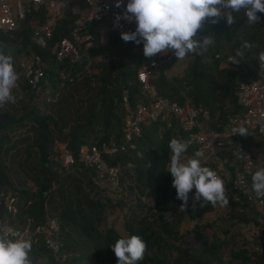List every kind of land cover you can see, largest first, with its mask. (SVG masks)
Segmentation results:
<instances>
[{"label": "trees", "instance_id": "obj_1", "mask_svg": "<svg viewBox=\"0 0 264 264\" xmlns=\"http://www.w3.org/2000/svg\"><path fill=\"white\" fill-rule=\"evenodd\" d=\"M258 15L261 20L257 25L247 24L243 11L234 13L236 23L231 26L223 20L215 25L206 22L198 35L211 36L214 43L203 55L186 56L184 59L188 63L182 75H164L174 60L166 65V59H163L152 70L149 84L157 96L179 106L187 103L190 107L206 109L209 129L225 125L228 118L238 114L233 97L237 84L253 79L260 67L259 53L264 52V13ZM76 17L71 8H67L62 18L54 22L52 39L44 49L30 42L29 24L47 22L39 9L26 8L25 18L17 29L0 33V52L13 59L20 54L38 55L46 64L44 78L37 90L20 84L12 94L16 98L22 97L21 105L7 103L0 108V116H5V122L0 121V193L8 187L13 191L9 196L15 198V213L6 217L7 225L21 229L28 220L33 227L51 218L57 220L60 250L53 255L40 241L32 243L31 264L40 261L45 264H117L110 246L118 239L132 235L140 236L147 244L144 259L137 264H224L220 251L226 247L227 240L222 239L218 244L210 242L202 234V227L194 228L189 232V239H184L176 231L179 219L170 221L171 213H176L173 205L182 201L176 199L173 178L166 168L170 152L168 144L173 138L187 141L174 123L164 131L160 129L164 126L158 124L145 126L140 137L126 145L123 151L105 157L108 166L118 169L119 193L98 188L92 182L93 173L89 170L76 166L66 171L59 169L53 148L55 143L76 156L81 147L96 146L111 138L119 141L124 116L135 104L145 103L135 80L136 71L145 63V57L131 55V47L137 44L124 42L111 31L105 35L108 38L105 44L101 45L100 30L92 23L86 25L84 32L91 35L92 47L81 48L79 59L72 65L54 61L53 46L58 39L67 36ZM244 41L254 46L245 51L239 65H232L228 57L234 56ZM122 58L131 59V63L122 64ZM59 71L69 72L73 82L59 87L56 80ZM56 90H59L57 101L54 104L44 102L41 111L34 101L39 95L43 98L45 91ZM79 90L85 95L83 99H75ZM123 91L128 95L126 107L120 101ZM21 129L27 130L28 134L20 135ZM255 138L258 137L249 132L246 137L232 139L227 142L228 154L218 156L231 157L236 148L254 143ZM195 151V146L190 144L185 154ZM2 159H8V165ZM19 172L30 182L31 191L19 177ZM10 176L16 180L18 188L13 187ZM190 193L194 196L195 189ZM125 195L132 196L134 203L127 205ZM120 204L130 207L123 213V234L112 227L100 229L105 214ZM196 205L193 219L214 208L211 203H204L203 208L199 202ZM229 205L240 212V216H236L238 224L252 222L258 225L255 218L248 219L251 213H256L254 205L241 197L238 203L230 197ZM261 235H264V229ZM191 241L199 247L191 246ZM229 258L228 262L239 260V264H264V252L253 262L232 253Z\"/></svg>", "mask_w": 264, "mask_h": 264}, {"label": "built area", "instance_id": "obj_2", "mask_svg": "<svg viewBox=\"0 0 264 264\" xmlns=\"http://www.w3.org/2000/svg\"><path fill=\"white\" fill-rule=\"evenodd\" d=\"M115 3L116 0H0V33L17 29L25 18L26 8L39 9L47 18V22L42 25H37L36 22L29 24L30 42L35 47L44 49L52 39L54 22L62 18L67 8H71L72 14L77 17L67 36L55 42L51 54L55 62L66 61L72 65L79 59L81 48L90 49L92 47L91 35L84 32L86 25L92 23L100 31L109 30L118 37H121V32L135 31V22L115 20L117 14H123L128 0H123V5L119 9L115 7ZM114 24L117 26L114 27ZM140 45V52L143 54V44ZM162 58L159 54L152 58H145V63L136 71L135 80L144 96L145 103L135 104L132 110L124 116L119 141L111 138L96 146L81 147L76 156L59 146L54 151L60 170L66 171L71 166L89 170L93 173L91 180L95 185L104 184L119 193L118 169L108 166L105 157L123 151L126 145L140 137L142 128L145 126L158 124L164 126L160 128L164 131L171 123H174L186 140H191L196 150L203 148L209 153L219 152V155L228 154L227 142L240 137L238 134L233 135L232 129L235 127L243 126L256 137L264 138V131L261 130V124L264 123V69L259 67L253 79L237 84L233 97L238 114L228 118L222 127L209 129L206 126L209 118L206 109L190 107L187 103L179 106L165 98L158 97L154 88L149 84L152 70L160 65ZM45 69L46 64L38 55H22L14 67L18 79L12 90L17 89L20 84H24L31 90H37V86L44 78ZM56 80L59 87H62L70 85L73 77L69 72L59 71L56 74ZM43 95L45 103L54 104L58 99L59 90L52 93L45 91ZM120 101L123 106H128L126 91L122 92ZM253 168V159L249 150L238 147L231 157H215L210 169L215 171L218 177L224 171L228 172L231 177L230 194L233 202L238 203L241 197L257 209H263L264 197L258 199L252 191ZM14 203V197L0 196V235L7 233L9 238H24L32 243L40 241L48 252L56 255L61 247L57 237L59 232L57 220L51 218L34 227L28 220L21 229L13 228L7 225L6 217L14 215ZM13 233H18L19 236H13ZM249 241L255 251L259 245L264 244V238L261 237L250 238Z\"/></svg>", "mask_w": 264, "mask_h": 264}, {"label": "clouds", "instance_id": "obj_3", "mask_svg": "<svg viewBox=\"0 0 264 264\" xmlns=\"http://www.w3.org/2000/svg\"><path fill=\"white\" fill-rule=\"evenodd\" d=\"M123 0H116L115 7L121 8ZM243 15L247 24L257 25L264 13V0H128L123 14H117L115 20L121 19L136 23L135 31L121 32L124 42L143 44V55L152 58L160 53H173L177 60H183L189 54L203 55L214 43L211 36H199L206 22L211 25L221 20L227 26L236 23L235 14ZM117 25L114 24V27ZM254 45L244 41L234 56H229L232 65H239L244 59L245 51ZM259 63L264 69V52L259 53ZM18 76L13 67V58L0 52V106L5 103H16L12 94ZM264 131V123L261 124ZM233 135L246 137L247 128L240 126L232 129ZM191 140H170L168 148L170 156L166 165L167 172L172 176V187L176 190V199L182 201L180 211L186 210L189 193L195 189L194 202L211 203L213 207L229 206L224 181L208 167L201 166V158H205L203 148L194 152V157L185 163L186 153ZM132 167V165H129ZM252 191L256 198L264 197V168L256 170L252 176ZM167 213H165V218ZM18 237V233H13ZM111 250L117 258V264H137L142 261L147 250L146 242L137 235L118 239ZM32 242L24 238H9L5 233L0 235V264H31L29 253Z\"/></svg>", "mask_w": 264, "mask_h": 264}, {"label": "rangeland", "instance_id": "obj_4", "mask_svg": "<svg viewBox=\"0 0 264 264\" xmlns=\"http://www.w3.org/2000/svg\"><path fill=\"white\" fill-rule=\"evenodd\" d=\"M109 32V30H104L100 31V44L103 45L107 41V37L105 38V35ZM140 47L141 45H136L135 47H131V55H143L140 52ZM23 55V54H22ZM21 54L16 56L13 59V66L16 64L17 60L22 56ZM161 57H166L168 56L166 60V65L171 63L173 60L174 62L170 66L168 70L164 72V75L167 77L171 76H180L182 75L183 71L185 70L188 61L186 59L183 60H177L175 55L173 53H160L159 54ZM116 58V57H115ZM95 61H99L98 58H95ZM116 61V59H115ZM122 64L126 63H131V59H126L122 58L121 60ZM224 66V64L222 65ZM86 71H89L88 68H86ZM95 71L93 70L92 73ZM88 75V72H86ZM64 93L63 95H65ZM85 97L83 91H78L75 94V99H83ZM22 101V97L17 98V102L14 103L16 106H20ZM34 103L43 111V104H44V96L43 98L41 95H39L38 99L34 101ZM19 111V108H16ZM0 109V113H1ZM0 121L3 123L5 122V116L1 115L0 116ZM67 128L65 129V131ZM28 134L27 130H22L20 131V135H25ZM257 143V144H255ZM58 143H55L53 145L54 150L59 147ZM244 148H247L252 156L253 159V171H256L261 168V165L264 163V138H255L254 143H247ZM219 152L216 153H209L205 151V158H201V166L202 167H208L211 168L215 157H219ZM170 156V152H169ZM195 158L194 154H184L183 155V160L186 163L188 159ZM3 160V159H2ZM1 160V161H2ZM5 165H8V159L3 160ZM167 168V167H166ZM19 170V169H16ZM73 171H71L72 173ZM19 177L21 179L25 180V185L26 188L30 189V182L20 174L19 172ZM225 184V190H226V196L230 200L231 194H230V182H231V177L228 174L227 171H224L220 177ZM13 184L14 188H18V185L16 184V180L10 176L9 178ZM98 188L107 190L108 188L104 184H99ZM13 191L11 188L5 187L0 195L7 196V195H12ZM111 195L113 196L114 193L111 192ZM15 196V195H14ZM126 198L128 199L126 201L127 205H131L134 203V199L132 196L125 195ZM16 197V196H15ZM193 195L189 193V201H188V206L185 211L181 212L180 211V206L182 202H179L177 204H174V210L176 213H171V222L179 219V223L176 224V231L185 237L184 239H189L190 235L189 232L192 231L194 228H201V232L203 235H206L209 238V241L215 242L218 244L219 241L222 239L227 240V245L226 247H222L220 254L222 255V261L224 264H239V260H233L228 262L230 260L229 258V253H232L234 255H238L239 257H244L247 258L250 262L256 261L261 258L264 252V244L259 245L257 250H253V245H251V242L249 241L250 238H264V235H261L262 229H264V208L263 209H257L256 213H251L248 216V219L250 218H255L257 221L258 225H254L252 222L249 224H238L236 222V216H240V212L236 208H231V206L227 207H220L217 205L216 207L213 208V211L207 214H202L199 216L197 219H193V212L197 209L196 202L193 200ZM17 198V197H16ZM122 199H124V196H122ZM121 201V200H120ZM126 210H130V207H123V204H120L119 206H114L113 208H110V211L107 212L104 216V222L99 225L100 229H104L105 227H112L116 232L123 234V213ZM242 215V214H241ZM5 220V217H3ZM6 222L8 223V219L6 218ZM190 245L193 247H199L192 241L190 242ZM39 264H45L44 261H40Z\"/></svg>", "mask_w": 264, "mask_h": 264}, {"label": "water", "instance_id": "obj_5", "mask_svg": "<svg viewBox=\"0 0 264 264\" xmlns=\"http://www.w3.org/2000/svg\"><path fill=\"white\" fill-rule=\"evenodd\" d=\"M167 58H168V56H166V57H163V58H162V60H163V59H166V60H167ZM165 64H166V62H165Z\"/></svg>", "mask_w": 264, "mask_h": 264}]
</instances>
